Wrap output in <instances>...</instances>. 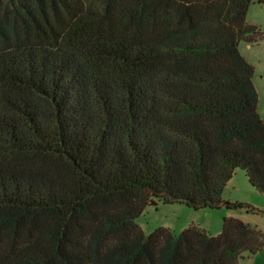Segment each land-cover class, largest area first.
Listing matches in <instances>:
<instances>
[{
	"label": "trees",
	"instance_id": "1",
	"mask_svg": "<svg viewBox=\"0 0 264 264\" xmlns=\"http://www.w3.org/2000/svg\"><path fill=\"white\" fill-rule=\"evenodd\" d=\"M255 0H0V264H239L264 232L146 235L161 202L264 193V119L241 40ZM264 3V0H258Z\"/></svg>",
	"mask_w": 264,
	"mask_h": 264
},
{
	"label": "rangeland",
	"instance_id": "2",
	"mask_svg": "<svg viewBox=\"0 0 264 264\" xmlns=\"http://www.w3.org/2000/svg\"><path fill=\"white\" fill-rule=\"evenodd\" d=\"M246 22L255 25L263 36L257 41L241 40L239 51L253 66V83L258 93L257 109L264 119V3L253 1L246 14ZM221 199L229 202L248 203L258 212H245L244 209L221 206L193 208L185 203L161 202L149 205L136 218L137 224L146 235L159 228H169L179 235L190 225H196L211 235L222 232L224 217H238L256 225L264 232V193L257 191L249 182L245 170L237 168L224 186ZM250 257L239 262L249 264Z\"/></svg>",
	"mask_w": 264,
	"mask_h": 264
},
{
	"label": "crops",
	"instance_id": "3",
	"mask_svg": "<svg viewBox=\"0 0 264 264\" xmlns=\"http://www.w3.org/2000/svg\"><path fill=\"white\" fill-rule=\"evenodd\" d=\"M249 264H264V247L250 257Z\"/></svg>",
	"mask_w": 264,
	"mask_h": 264
},
{
	"label": "water",
	"instance_id": "4",
	"mask_svg": "<svg viewBox=\"0 0 264 264\" xmlns=\"http://www.w3.org/2000/svg\"><path fill=\"white\" fill-rule=\"evenodd\" d=\"M255 210H257V209H255Z\"/></svg>",
	"mask_w": 264,
	"mask_h": 264
}]
</instances>
